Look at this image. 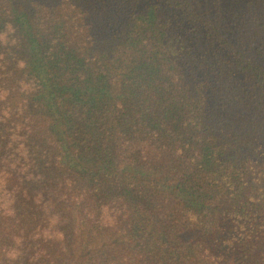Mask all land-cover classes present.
Wrapping results in <instances>:
<instances>
[{"label":"trees","instance_id":"obj_1","mask_svg":"<svg viewBox=\"0 0 264 264\" xmlns=\"http://www.w3.org/2000/svg\"><path fill=\"white\" fill-rule=\"evenodd\" d=\"M0 264H264V0H0Z\"/></svg>","mask_w":264,"mask_h":264}]
</instances>
